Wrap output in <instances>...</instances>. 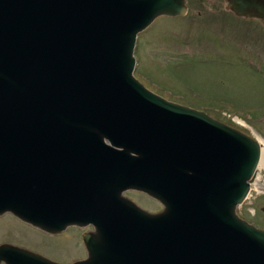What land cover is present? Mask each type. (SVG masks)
<instances>
[{
  "label": "water",
  "instance_id": "1",
  "mask_svg": "<svg viewBox=\"0 0 264 264\" xmlns=\"http://www.w3.org/2000/svg\"><path fill=\"white\" fill-rule=\"evenodd\" d=\"M227 2L264 21V0ZM186 11L185 0H0V213L101 233L72 263L4 242L7 264H264V228L236 211L261 142L133 72L139 31ZM127 186L162 208L122 196Z\"/></svg>",
  "mask_w": 264,
  "mask_h": 264
},
{
  "label": "rangeland",
  "instance_id": "2",
  "mask_svg": "<svg viewBox=\"0 0 264 264\" xmlns=\"http://www.w3.org/2000/svg\"><path fill=\"white\" fill-rule=\"evenodd\" d=\"M185 3L186 13L159 15L139 31L135 76L169 99L242 129L264 146V21L236 14L227 0ZM251 184L255 190L236 211L264 228L263 170ZM142 197L147 207L160 203ZM60 239L9 211L0 213V242L57 256L63 251Z\"/></svg>",
  "mask_w": 264,
  "mask_h": 264
},
{
  "label": "flooded vegetation",
  "instance_id": "3",
  "mask_svg": "<svg viewBox=\"0 0 264 264\" xmlns=\"http://www.w3.org/2000/svg\"><path fill=\"white\" fill-rule=\"evenodd\" d=\"M120 194L124 197H126L129 200H132L135 204H137L140 207L146 208L150 211H157L159 209L162 208V205L156 201L153 197H151L150 195H148L147 193H145L144 191L136 188V187H124L121 189ZM145 196L146 198L156 201L158 204L157 207L155 208H151V207H147L142 199ZM144 197V198H145ZM96 223L94 222H85V223H79V222H71V223H67L65 224V226L63 228H61L58 231H49L43 228V231H45L47 234L49 235H57L59 236L61 239V248H62V253L60 255H50L47 253H42L38 250H35L31 247H27V246H23V245H19L17 243L11 242V241H2L1 243L7 242V243H11L14 245H19L25 248H28L30 250L36 251L41 253L42 255L46 256L47 258H50L52 260L58 261V262H62V263H72L76 260L79 259H83L86 258L88 256V250H87V246H86V242H85V238L84 236L87 234H92V238L93 240L96 239V241L101 239V233H96ZM16 256L13 255L12 258L14 259ZM30 258V257H29ZM33 261H28L27 263L29 264H33ZM25 262H17L14 261L12 264H27ZM0 264H7V261L4 257L0 258Z\"/></svg>",
  "mask_w": 264,
  "mask_h": 264
},
{
  "label": "bare ground",
  "instance_id": "4",
  "mask_svg": "<svg viewBox=\"0 0 264 264\" xmlns=\"http://www.w3.org/2000/svg\"><path fill=\"white\" fill-rule=\"evenodd\" d=\"M237 119L242 122V123H245V121H243L241 118H238ZM259 141V140H258ZM260 142V141H259ZM263 155H264V146L262 145L261 147V155H260V158H259V161H258V164H257V167L260 168H263ZM262 171V170H261ZM260 173V172H259ZM252 189H255L254 186L252 187Z\"/></svg>",
  "mask_w": 264,
  "mask_h": 264
},
{
  "label": "built area",
  "instance_id": "5",
  "mask_svg": "<svg viewBox=\"0 0 264 264\" xmlns=\"http://www.w3.org/2000/svg\"><path fill=\"white\" fill-rule=\"evenodd\" d=\"M260 171V170H259ZM258 172V171H257Z\"/></svg>",
  "mask_w": 264,
  "mask_h": 264
}]
</instances>
